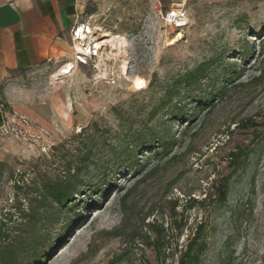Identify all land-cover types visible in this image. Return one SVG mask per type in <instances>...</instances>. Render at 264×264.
<instances>
[{
    "label": "rangeland",
    "instance_id": "1",
    "mask_svg": "<svg viewBox=\"0 0 264 264\" xmlns=\"http://www.w3.org/2000/svg\"><path fill=\"white\" fill-rule=\"evenodd\" d=\"M186 1L191 24L171 43L179 29L165 22L160 13L165 7L158 0H83V17L95 30L91 48L108 40L103 32L122 35L126 42L93 48L65 75L53 76L64 61L35 67L16 79L9 100L21 132L3 133L2 161L14 176L6 173L0 182V220L8 209L15 210V179L28 183L64 174L78 163L84 128L95 134L91 126L97 123L107 131L103 137L95 134L98 162L83 177L78 204L61 211L48 228L43 264H177L201 223L208 248L199 264H264V85L249 83L261 57L264 0ZM205 61L213 63L207 77L191 90L181 85L179 96L221 88L230 63L246 64L240 77L245 85L228 88L188 126L173 123L170 135L177 143L164 155L140 147L144 178L126 166L103 175L101 166L114 164L133 132L166 129L176 97L150 119L151 109L178 78ZM134 77L145 87L137 89ZM186 108L190 111L192 103ZM22 116L29 121L26 128ZM247 118L258 127L242 126ZM238 148L244 152L233 165L229 154ZM228 174L230 192L223 206L194 205L192 199L213 201L217 182ZM126 191L131 194L123 203ZM152 220L168 228L162 259L140 238L132 240V232L143 236Z\"/></svg>",
    "mask_w": 264,
    "mask_h": 264
},
{
    "label": "trees",
    "instance_id": "2",
    "mask_svg": "<svg viewBox=\"0 0 264 264\" xmlns=\"http://www.w3.org/2000/svg\"><path fill=\"white\" fill-rule=\"evenodd\" d=\"M261 42V50L258 53L259 64L257 73L250 77L249 83L255 85H264V38ZM246 58L247 52L241 54ZM213 61V60H212ZM211 61H205L194 70L187 72L178 78L169 92L158 106L151 109L150 119L155 117L163 107L172 102L176 97V104L169 115L166 129L163 132H157L154 128H149L145 131L133 132V137L126 144V147L121 148L116 157L114 164L111 161L105 162L100 170L103 175L126 166L128 170L134 168V172L141 173L143 178L146 174L143 173L144 165L138 158L140 147L151 149V153L155 155H164L169 152L177 143V139L172 137V124L185 121L186 126L195 121L196 115L201 109L208 111L216 105L221 97L224 96L226 90L230 87H242L245 85L240 77L241 73L247 69L246 64L238 65L230 63L226 66L223 74V85L221 88L206 89L207 92L194 94L192 96H179L181 94L180 86L191 90L195 84H198L202 79L207 77ZM241 80V81H239ZM192 103L193 108L189 111L186 107ZM242 126L258 127L252 118L243 120ZM91 128L95 134L100 133L103 137L106 135L105 130L98 129V124L93 123ZM87 128L80 133L82 140L79 149L78 160L76 166L71 164L65 170L64 174L56 177L43 175L38 181L25 182L24 179H15V210L8 209L4 217L0 220V264H43L46 260L44 256L43 246L47 239L48 228L59 221V213L64 210H70L78 204V195L82 194L84 189V176L88 173V169L92 163H97L95 156V134H89ZM132 132V129L129 130ZM98 132V133H97ZM242 149L231 151L229 157L233 165H236L243 154ZM113 164V165H112ZM8 170V171H7ZM14 176L13 170L7 162L0 161V182L6 175ZM231 175L222 177L216 184L215 195L213 201L192 199L194 205L199 204L205 206L207 202L213 206V209L223 206L229 196ZM95 188H92V190ZM102 193V192H101ZM123 196V203L130 196L131 192L126 191ZM188 201V200H187ZM213 202V203H211ZM178 201H173L172 210L176 211ZM147 230L143 236L137 231L132 232V240H142L143 244L152 247L155 250L159 259H162V253L168 247V228L164 223H159L152 220L147 223ZM208 248V240L206 238V226L199 224L194 234L189 238L185 248L180 251V257L177 264H199L202 260L203 253ZM47 256V255H45ZM119 259H114L116 262ZM163 264V260H161ZM43 262V263H42ZM144 264H151L146 260Z\"/></svg>",
    "mask_w": 264,
    "mask_h": 264
},
{
    "label": "crops",
    "instance_id": "3",
    "mask_svg": "<svg viewBox=\"0 0 264 264\" xmlns=\"http://www.w3.org/2000/svg\"><path fill=\"white\" fill-rule=\"evenodd\" d=\"M159 1L165 9L184 2ZM83 7V0H0V161L2 129L14 115L9 95L16 79L35 67L74 59L72 30L88 20Z\"/></svg>",
    "mask_w": 264,
    "mask_h": 264
},
{
    "label": "built area",
    "instance_id": "4",
    "mask_svg": "<svg viewBox=\"0 0 264 264\" xmlns=\"http://www.w3.org/2000/svg\"><path fill=\"white\" fill-rule=\"evenodd\" d=\"M159 1V0H158ZM206 1V0H201ZM186 0L181 3H176L172 5L171 7L165 9H160V13L162 17L164 18L165 22L168 24V26L172 29H183L187 28L191 24V17L188 14L187 7H186ZM73 35V51H75V56L72 61H66L62 65V67L69 66V69H74L75 63L77 62H83V58L88 56L92 49L90 45L92 44L94 38H95V30L92 25L91 20L87 21H81L80 23L76 24L72 30ZM79 47H83L84 49H87V52H83L79 50ZM16 116L13 115L12 118H10L5 127L2 129V132H21L18 130V128L15 126ZM22 122L23 126L28 125L29 121L25 116H22Z\"/></svg>",
    "mask_w": 264,
    "mask_h": 264
},
{
    "label": "bare ground",
    "instance_id": "5",
    "mask_svg": "<svg viewBox=\"0 0 264 264\" xmlns=\"http://www.w3.org/2000/svg\"><path fill=\"white\" fill-rule=\"evenodd\" d=\"M176 33H177V36L175 37V39L173 41H171V43L176 42L178 39H180L183 36V32L180 30H177ZM103 34H104V37H107L108 40H105L104 42L98 41V43L95 44V47H93V48H96V50L98 48H100L104 43L109 44V45L113 46L112 48H114L115 43L123 44L126 42V39L122 35L110 34L108 32H103ZM79 50L83 51V52H87L88 48L84 49L83 47H79ZM69 72H72V69L70 70L69 66L62 67L59 71H56L53 76L54 77L61 76V75H65ZM132 81L134 82V86L137 89H141V88L145 87V81L142 80L140 77H134L132 79Z\"/></svg>",
    "mask_w": 264,
    "mask_h": 264
}]
</instances>
